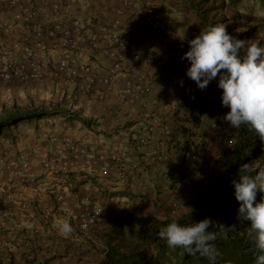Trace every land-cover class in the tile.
<instances>
[{
  "label": "built area",
  "instance_id": "2783aa9c",
  "mask_svg": "<svg viewBox=\"0 0 264 264\" xmlns=\"http://www.w3.org/2000/svg\"><path fill=\"white\" fill-rule=\"evenodd\" d=\"M85 1L0 0V83L42 85L83 79L88 85L109 86L112 75L102 76L96 61L78 55L84 24L75 6L82 7ZM109 1L120 7L114 9L116 17L111 23L99 26L101 34L118 42L114 31L129 12L137 42L143 37L144 25L155 35L168 36L190 50L188 41L195 34L180 35L166 26L154 0ZM148 92L139 78L127 102L135 105ZM155 130L170 132L169 126L153 116L150 127L136 140L142 145L151 142ZM137 169L136 163L114 151L96 149L87 139L53 131H42L17 150L0 153V264H24V256L34 248L39 252L40 241L51 235L50 228L60 221L68 220L83 234L99 227L105 207L74 197L69 184L72 177L124 188ZM113 203L112 199L109 204Z\"/></svg>",
  "mask_w": 264,
  "mask_h": 264
},
{
  "label": "crops",
  "instance_id": "0c3cea01",
  "mask_svg": "<svg viewBox=\"0 0 264 264\" xmlns=\"http://www.w3.org/2000/svg\"><path fill=\"white\" fill-rule=\"evenodd\" d=\"M135 1L138 3L141 0ZM154 1L161 11V15L162 10L177 14L178 22L176 25L169 23L167 20H163V23L180 35L193 32L196 37L199 35L202 28L210 25L205 15H202L201 11H199V6L192 7L187 0ZM193 2H198V0H193ZM70 7L73 8L74 5ZM119 7L120 4L109 0H87L82 7L81 5L75 6V8L78 9V17L81 18L84 24L78 55L81 59L96 61L100 66L99 73H102V76L112 75L109 86H95V89L99 88L104 99V101H102V107L97 108L98 111L96 110L101 116L97 121L98 128L102 131L106 129L109 131L116 130L115 133L117 134H119V132H126V138L123 136V140L120 139V141L115 137L117 134L113 136H104L102 134L101 138H98L90 132H77L76 129H71L69 127L64 129L67 125H64V128L60 126L55 129H47L44 124L48 123L49 119H43L37 124L42 131L73 134L87 139L91 143V146L96 149L117 150L119 155L127 162L136 163L138 165L135 176L130 181H133V185L130 188H114L108 182L94 180L93 178L87 179V177L80 176H74L69 181L71 193L74 197H78L79 200L87 198L84 199L85 203H101L105 205V215H107V217L112 213L109 209L115 207L109 204L112 200L111 195H113L111 193L117 192L116 197L118 198L115 199L119 203L127 201V198L130 199V196H134L137 200L140 195L145 196V192L134 187V185L137 184L135 179L139 181L141 179L149 180L148 172H151L150 168L153 169V172H151L152 174L157 171L162 172L161 168L151 156V150H149L151 145L140 146L137 143L136 136L137 134L144 133L150 127L151 116L159 115L160 119L165 123L172 125L171 117L166 114L170 112L172 106L176 102L175 99L171 101V98L174 95L176 97L183 95L184 87L181 86L179 90L177 86L182 80L184 71H186V68L190 65V61L182 59L184 54L189 51L187 48L168 36L155 35L144 25L141 27L143 37L137 42L134 35L135 26L129 12H126L125 16L120 18L121 23L114 31L119 38L118 42L113 41L110 35L101 34L98 30L99 26L101 24L111 23L116 17L114 9ZM167 16L169 17V14ZM19 39L20 37L18 36L17 40ZM139 78H142L149 92L140 102L135 105H130L127 102V97ZM76 82L70 83L62 79L52 84L56 86L55 88H58V86L68 88L67 93L70 96L74 92ZM19 85V83H0V88L6 86L5 88L7 89L5 92L7 93L10 90L14 91L17 89ZM95 91L86 92V95L93 99H100L98 93ZM122 100L124 101L122 102ZM182 108L183 109H180L181 113L186 112L188 109V107L184 105ZM72 122L76 123V121L66 120L67 124H71ZM129 122H131V126H126ZM160 135L162 134L158 133L155 136V139L159 138L160 140L157 144L165 145L166 140ZM150 163L152 165L154 164V166L150 165L149 168H146L145 165L147 166ZM89 180L94 183L91 188ZM121 195L122 198H120ZM103 221L99 227L102 226ZM107 226H111V224L109 223ZM72 241H75L76 244L66 247L63 245L59 246L62 247L60 250L54 248V246L51 247V245H55V241H50L46 244H44V240L40 241L41 243L38 246L40 247L41 254H45L44 250L49 246L51 250L53 248V251L48 249V251H46L47 255H43L41 258L44 259L56 255L54 261L49 264H78V259L80 257L79 253L78 256L76 255L78 240L74 239ZM72 241L69 243H72ZM28 253L29 254L24 256L25 259L22 260V263L37 264V262H31L34 253ZM82 258L84 257L82 256L81 259ZM79 264H83V262Z\"/></svg>",
  "mask_w": 264,
  "mask_h": 264
},
{
  "label": "trees",
  "instance_id": "16d2710c",
  "mask_svg": "<svg viewBox=\"0 0 264 264\" xmlns=\"http://www.w3.org/2000/svg\"><path fill=\"white\" fill-rule=\"evenodd\" d=\"M220 1L223 6L232 9L239 8L244 2L249 1L261 11L264 10V0ZM251 29L254 30V28ZM75 84L74 92L70 95L71 98L74 97L73 99L76 100L75 97L82 96L84 103H89L94 111L102 107L103 97L98 96L100 99H93L84 92L95 91V85H88L83 79L77 80ZM208 94L210 93L208 92ZM206 106L203 104L198 114L184 112L181 115L180 107H175L168 113V116L172 119V125L170 124V132L167 133V139H169L167 147L170 153H174L178 157L177 167L171 172L174 174L169 176L173 180L169 188L172 187L174 189L176 186L174 183L185 184L189 171L196 169L195 167L193 169L189 168L188 164L199 166L200 158L205 156L198 142L192 139L196 134L198 136V131H195V133L191 131L192 129L195 130L196 126L199 128L204 127V132L207 127L209 129L214 127L210 123L209 125L207 124L208 115L210 114ZM81 111L77 106H73V109L36 107L32 104H29L24 109L14 106L9 112L0 114V136L3 135L4 131H9V128H14L20 123L40 121L53 116H63L67 121H80L86 127L92 126L94 119L91 118L93 117L89 119L81 117L83 114V111ZM126 126H131V122L127 123ZM217 133L219 135L218 138H215L217 140L214 144L221 147L220 150L224 154H222L223 158H212L213 163L219 164L216 171L217 174L214 173L216 179L210 187L198 195V199L194 202L190 211H186L180 216H167L162 221L151 218H139L130 211H120L117 219L109 220L108 224L110 223L111 226H108V229L100 231L99 227H96L90 231L91 233H96L95 236L100 245H96L95 242L90 244V246L80 244L83 248H80L81 246L78 247L80 250L78 260H81L82 254H86L87 257L89 255L98 256L95 264H210L207 258L200 257L198 254L193 256L179 248H168L166 241L158 237L159 230L166 227L169 222L175 221L181 226H186L192 222L198 223L208 218L221 226L220 229L217 227L208 229V231H218L217 238L213 242L219 253L215 264H255V247L247 235V228L250 226V222H241L237 219L239 203L235 199L232 181L239 179L238 169L242 163L250 164L252 168L250 175H255L256 170L264 167V143L259 140L254 131H249L244 125H241L239 129L232 127V136L224 137L223 141L220 133ZM200 135L202 144L206 145L205 137L207 134ZM138 136L139 134L136 137ZM220 142H224V144H220ZM152 147L153 145L150 146L149 150H152ZM164 178L168 177L164 176ZM260 196L261 194L258 192L257 202H259ZM133 198L135 199L134 196H130V199ZM44 241V244L55 241V245H51V247L54 246L58 250L62 248L59 247L62 245L65 247L75 245L74 242L69 243L72 241L70 237L63 238L61 236H52V234L45 236ZM48 249L53 251V248L51 250L49 246L44 250L45 254H41V251L35 253L36 249L34 248V257H32L31 262H37V264L53 262L56 255L44 259L41 258L43 255H47L46 251ZM78 262L80 263L82 260Z\"/></svg>",
  "mask_w": 264,
  "mask_h": 264
},
{
  "label": "rangeland",
  "instance_id": "374dc122",
  "mask_svg": "<svg viewBox=\"0 0 264 264\" xmlns=\"http://www.w3.org/2000/svg\"><path fill=\"white\" fill-rule=\"evenodd\" d=\"M187 2L190 3L192 7L199 6V11H201L202 15H205L210 25L214 26L216 24L223 23L226 26L228 34L232 35L233 37L241 40H255L258 41L261 46H264V10L261 11L252 2L246 1L236 9L226 8L222 5L220 0H198V2L187 0ZM168 14L169 17L167 16ZM161 16L162 21L167 20L169 23L175 25L178 22V16L176 13H168L167 11L162 10ZM251 28H254V30ZM189 67L190 65L188 68ZM188 68H186V71H184L181 80L183 82L182 87H184L183 95L179 97L174 95L171 98V101L174 99L176 101L171 110L175 107H180V109H183L182 106L184 105L188 107L186 110L187 113L198 114L203 104L207 105L206 108L210 114L208 115L209 119H207V124L209 125L210 123L214 127L212 129L207 127L204 132V127L199 128L196 126V129H192L191 131L192 133L198 131V136L196 134V136L192 137V139L195 142H198V145L200 148H202L201 151L203 155L207 157L204 156V158H200L199 166L188 164L189 168L193 169L195 167L196 169L189 171L188 179L185 184L174 183L176 186L173 189L172 187L169 188L171 181H173L169 176L174 174L171 172H173L174 168L177 167L178 157L174 153H170L168 150L167 143L169 142V139L166 138L168 137V134L166 132H162L161 130H155L153 139L151 141L152 144H150L151 142H148L147 144L141 145L137 141L140 146H149V144L153 145L152 149L154 150H151V156L161 168L162 172L157 171L156 173L152 174L151 172H153V169L150 168L151 172H148L149 180L141 179L139 181L135 179L137 184H135L134 187L145 192V196L143 195V197L140 195L137 200H134V198H127V201H122V203H119L115 199L118 198L116 197L117 192L111 193L113 194L111 195V198H113L115 203L110 205L115 207L109 209L112 211L109 217H107V215L104 216L102 226L99 227L100 231L108 229L107 224L109 220H112L113 218L117 219L120 215V211H130L138 217L151 218L158 221L164 220L167 216H180L182 213L190 211L193 208V204L198 199V195H200L203 190H206L208 187H210L213 184V181L216 179L215 174H217L216 171L218 170L217 167L219 164L213 163L212 158L215 157L219 159V157L221 158L222 154L224 153H222L223 151L220 150L221 147L216 146L214 142L217 140L215 138H218L219 135L217 132H219L222 136V141L224 137L229 135L232 136V126L229 122L223 119L230 109L222 106V89L218 87L219 76L211 80L207 87L201 90L198 88L196 82L191 80L186 75ZM5 87L6 86H2L0 88V114L7 111L9 112L14 106L24 109L29 104H32L36 107L43 106L46 108L58 107L66 109H73V106H77V108H80L83 111V114L81 113V117L88 119L93 117L91 118L94 119L92 121V126L86 127L80 121L67 124L66 119H64L63 116L47 117L45 119H49V122L43 124L47 129H55L59 128L60 126L64 128V125H67L64 129L69 127L71 129H76L77 132H90L98 138H101L102 134L104 136H113L117 134L115 133L116 130L109 131L106 129L105 131H102L100 128H98V124L96 122L101 116L97 113V111H94L90 105H88L89 103H84L82 96L75 97L76 100L73 99L74 97L71 98V96H69L67 93L68 88L60 86L55 88L56 86H53L51 83H46L44 85L36 83H24L20 84L19 87L14 91L10 90L6 93L5 90L7 88ZM180 87L181 82L178 83L177 88L180 90ZM84 92L86 93V91ZM95 92L98 93V96L103 97L99 88H97ZM208 92L210 94H208ZM155 117L160 118L159 115H155ZM152 118L153 116L150 117V120ZM40 121L20 123L14 128H9V131H4L3 135L0 136V153L17 150L26 143L35 140L36 137L42 132V130H40L41 128H39L37 125ZM163 124L170 126L165 122H163ZM124 133L119 132V134H117L115 137L118 140H123L124 137L126 138L127 134L126 132ZM158 133L162 134L160 136L165 138V145L157 144L160 142L159 138L155 139V136ZM205 133L207 134L205 137L206 145H203L202 141L200 140L202 138L200 134ZM220 144H224V142H220ZM111 151L118 153L117 150ZM205 164H207V166H205ZM150 165L152 164L150 163L147 166L145 165V167L149 168ZM152 166H154V164ZM165 175L168 178H164ZM89 181L91 188L93 187L92 185L94 183L91 180ZM132 182H129L125 187L130 188L133 185ZM120 198H122V195ZM102 206L105 207V205ZM50 230V234H52V236H61L63 238L70 237L71 240H78V245L76 246V255L80 253V250L78 249V247L81 246L80 244L90 246V244L95 242L96 245H100V242L96 239V233L94 234L93 232H90L89 234H80L73 229L70 235L64 236L60 234L57 226L50 228ZM72 242L76 244L75 241ZM80 248H83V246ZM82 256L84 257L81 259L83 264H95L97 261L96 259H98L97 255H89L87 257L86 254H82Z\"/></svg>",
  "mask_w": 264,
  "mask_h": 264
},
{
  "label": "clouds",
  "instance_id": "9594fccd",
  "mask_svg": "<svg viewBox=\"0 0 264 264\" xmlns=\"http://www.w3.org/2000/svg\"><path fill=\"white\" fill-rule=\"evenodd\" d=\"M188 43L190 50L182 57L190 61L186 75L201 90L219 76L222 106L230 109L223 119L235 129L246 126L264 143V46L255 40L233 37L223 23L202 28ZM251 171L249 163H242L239 179L232 184L239 203L237 219L250 222L247 235L255 247V264H264V167L256 170L255 175H250ZM210 227L221 228L208 218L186 226L173 221L159 230L158 237L170 249L198 254L215 264L219 253L213 242L218 231H208ZM57 228L64 236L73 231L68 220L60 221Z\"/></svg>",
  "mask_w": 264,
  "mask_h": 264
}]
</instances>
